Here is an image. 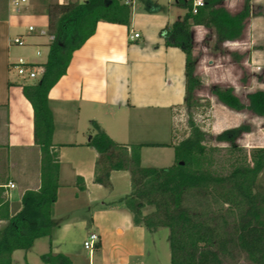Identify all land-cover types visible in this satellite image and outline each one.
<instances>
[{"label": "trees", "instance_id": "obj_1", "mask_svg": "<svg viewBox=\"0 0 264 264\" xmlns=\"http://www.w3.org/2000/svg\"><path fill=\"white\" fill-rule=\"evenodd\" d=\"M227 1L204 0V6L193 14L192 0H176V6L186 13L162 31L166 46L180 48L185 54L183 108L189 113L197 106L196 91L201 86L196 75L193 28H206L209 33L204 42L215 39L213 49L217 51L219 44L240 41L252 16L250 0H245L236 13L225 7ZM42 10L48 17V34L55 39L49 43L40 77L23 86L34 111V139L41 152V187L25 192L21 209L12 215L0 189V220L7 222L0 230V264H12L16 251H29L38 239L50 238L55 228L60 160L53 144L51 90L67 75L74 53L95 35L100 22L130 26L132 15L131 6L122 0L43 1ZM211 94L233 111L248 110L264 116L262 91L250 94L248 105L239 100L232 87L216 85ZM191 118L190 135L176 143L173 126L171 144H118L94 123L95 134L89 141L97 152L94 182L110 187L113 171L130 172L132 190L122 202L135 226L150 232L169 230L171 264H264V210L254 194L255 179L264 170V148L253 154L251 165L247 155L240 154L238 144L243 135L250 133V127L242 124L226 129L216 141L226 144L231 154L239 155L229 160L228 168L218 166L217 147L207 145L206 133ZM144 147H172L175 164L170 168L143 167ZM42 260L44 264H74L69 257L52 251L42 255Z\"/></svg>", "mask_w": 264, "mask_h": 264}, {"label": "crops", "instance_id": "obj_2", "mask_svg": "<svg viewBox=\"0 0 264 264\" xmlns=\"http://www.w3.org/2000/svg\"><path fill=\"white\" fill-rule=\"evenodd\" d=\"M12 1L0 0V189L2 198L10 204L11 215L21 209L25 192L41 187L34 111L23 93V86L34 81L23 80L13 69L21 53L12 41L21 36L27 42L25 47L36 48V56L41 53L37 57L45 54L44 61H31L36 65L47 61L50 43L39 40L40 30L48 32V17L43 7L35 10L38 0H28L22 10L14 9ZM244 1L229 0L225 7L236 13ZM250 2L251 7L255 3L264 7V0ZM160 7L158 1L149 0L150 12ZM137 16L131 15L130 26L100 22L95 35L74 53L67 75L49 94L55 121L53 144L59 150L60 189L48 252L65 255L74 264H79L77 256L86 250L84 242L91 233L99 234L96 247L101 249L100 264H130L132 256L143 257L146 249L147 231L135 226L122 202L132 190L130 172L113 171L110 187L94 182L97 152L89 146L95 134L94 123L118 144H171L176 113L185 102V54L180 48L167 47L165 38L156 39L157 32L171 23L164 27L158 15L148 16L152 26L143 28L145 38L139 43V33L140 38L131 40L137 33ZM253 20H248L251 25ZM42 23L43 27H37ZM30 26L36 31L30 33ZM196 29L204 41L208 30L202 26ZM172 153V147H144L141 164L144 167L146 155H152L154 162H170L175 157ZM6 223L0 220V230ZM127 240L137 244L134 251L122 260L108 261L107 250L117 256Z\"/></svg>", "mask_w": 264, "mask_h": 264}, {"label": "rangeland", "instance_id": "obj_3", "mask_svg": "<svg viewBox=\"0 0 264 264\" xmlns=\"http://www.w3.org/2000/svg\"><path fill=\"white\" fill-rule=\"evenodd\" d=\"M44 2L65 3L69 0H38L35 5V10L43 7ZM84 1V0H72ZM161 4V7L156 12H150L148 9L149 0H134L132 14L138 15L134 31L142 35L139 40L141 43L145 38V29L149 26L151 29L148 16L158 15L164 21L165 25L170 22L171 25L183 18L184 10L176 6V0H154ZM244 4V3H243ZM243 6V5H242ZM240 10V9H239ZM184 12V13H183ZM178 16H181L178 18ZM264 7H252V17L254 18L252 25L249 21L246 23V28L243 38L238 42L219 44L218 50L214 51L213 45L215 39L201 41L199 39L198 30L193 28L195 35V55L198 57L196 75L201 81L200 88L196 91V96L199 99L197 106L189 113L187 108H182L177 111L174 121L175 142L190 135L191 129L189 126L190 117L207 135L206 143L209 147H217L215 153L217 165L224 168L230 166L229 160H234L237 155L231 154L226 144L218 143L216 137L224 130L246 124L250 127V133L243 135L238 141L241 147L240 154L247 155L249 162L253 165L252 156L260 148H264V116H257L248 110L236 112L220 103L216 97L211 94V88L219 85L222 87H232L235 90L236 96L243 103L248 105V96L250 94L262 91L264 92ZM259 18L261 20H259ZM249 19V20H250ZM250 24V25H249ZM38 24L37 27H43ZM146 27L145 29H143ZM154 27V26H153ZM163 27V28H164ZM144 32H142V30ZM156 39H164L162 29L156 34ZM40 41L48 40L47 36L39 38ZM208 46L211 49L207 48ZM43 48L45 46H42ZM41 47L40 51L44 53L45 49ZM21 57L26 61H35L37 59L45 60V54L37 57V49L34 47H19ZM260 68V69H258ZM169 152L166 151V154ZM174 154V153H172ZM159 156V155H158ZM157 156V157H158ZM174 156V155H171ZM175 164V157H171L170 162H154L152 155H146L144 160L145 168H170ZM254 194L257 196V201L262 204L264 210V170L259 173L255 179ZM16 208V206L14 207ZM150 212V211H149ZM146 230V229H145ZM147 231V230H146ZM99 235L98 233H96ZM127 234V238H131ZM170 232L167 228H160L154 232L147 231L145 240V255L132 256L130 264H171V249L169 243ZM135 238L136 235H133ZM89 238V236H88ZM87 238V240H88ZM137 242L139 239H135ZM112 244V241H110ZM122 248H119L117 256L107 250L106 257L108 261H119L122 258H127L129 252H133L137 247L134 240H127L122 243ZM49 251L48 238L38 239L34 246L27 252L16 251L11 260L12 264H44L42 255ZM139 249H137V252ZM84 251L77 257L79 264H100L101 249L92 250L91 255ZM75 259V258H74ZM112 259V260H111ZM142 261V262H141Z\"/></svg>", "mask_w": 264, "mask_h": 264}, {"label": "built area", "instance_id": "obj_4", "mask_svg": "<svg viewBox=\"0 0 264 264\" xmlns=\"http://www.w3.org/2000/svg\"><path fill=\"white\" fill-rule=\"evenodd\" d=\"M82 2V1H81ZM134 0H125V4L127 5H132ZM193 5H192V13L197 14L198 10L204 6V0H192ZM28 4V0H13L12 1V6L16 10H22L24 6ZM28 31L30 33H33L36 31V28L34 26H30L28 28ZM40 36H47L49 42L54 41V37L50 36L46 30H40L39 31ZM140 38V35L138 33L131 35V40H135ZM13 45L18 46V47H25L27 45V42L24 40L23 37L17 36L13 39L12 41ZM41 53L37 52V56H40ZM13 69L17 73V75L22 78L23 80H32L35 81L37 80L40 75L43 72V66L42 65H36L32 62L26 61L23 58L18 59V61L13 64ZM260 69V68H258ZM11 188H15L14 184H10ZM100 238L96 233H91L89 235L88 240L84 242V247L86 250H88L90 253L92 252L93 249H95L97 243H99Z\"/></svg>", "mask_w": 264, "mask_h": 264}]
</instances>
